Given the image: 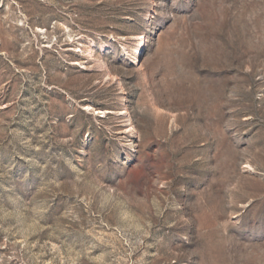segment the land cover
<instances>
[{"label":"rangeland","instance_id":"374dc122","mask_svg":"<svg viewBox=\"0 0 264 264\" xmlns=\"http://www.w3.org/2000/svg\"><path fill=\"white\" fill-rule=\"evenodd\" d=\"M0 264H264V0H0Z\"/></svg>","mask_w":264,"mask_h":264},{"label":"bare ground","instance_id":"6f19581e","mask_svg":"<svg viewBox=\"0 0 264 264\" xmlns=\"http://www.w3.org/2000/svg\"><path fill=\"white\" fill-rule=\"evenodd\" d=\"M136 52L138 53V48H136Z\"/></svg>","mask_w":264,"mask_h":264}]
</instances>
